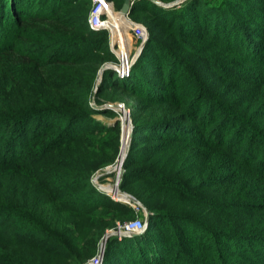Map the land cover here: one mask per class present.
<instances>
[{"label":"trees","instance_id":"obj_1","mask_svg":"<svg viewBox=\"0 0 264 264\" xmlns=\"http://www.w3.org/2000/svg\"><path fill=\"white\" fill-rule=\"evenodd\" d=\"M76 1L0 0V264H85L106 230L136 217L90 184L114 163L120 124L93 118L115 113L90 107L93 77L69 54L107 38L87 20L70 35ZM134 13L148 16V42L130 79L104 72L99 92L133 100L119 189L151 217L137 238H109L102 264H264L251 222L264 214V132L212 85L264 83V0H136ZM109 21L125 39L119 14Z\"/></svg>","mask_w":264,"mask_h":264},{"label":"rangeland","instance_id":"obj_2","mask_svg":"<svg viewBox=\"0 0 264 264\" xmlns=\"http://www.w3.org/2000/svg\"><path fill=\"white\" fill-rule=\"evenodd\" d=\"M107 1L112 3V6L114 8V13L119 14V10L121 9L119 7L121 6L122 2H124V1L123 0H113V1L107 0ZM175 1H177V0H174L170 3H173ZM186 1H183L179 5H177L176 9L181 8V6L184 5V3ZM162 3L166 4V5L170 4V3H164V2H162ZM94 5H95L94 0H77L75 2L76 7H73V9L70 10L71 14L76 15V17L73 18L74 21L70 20V21H73L72 22L73 27L71 30H69L70 32L72 31L70 34L71 36L77 37L78 35H80L79 34V27H82L86 23V20L88 21L90 11ZM247 5L250 6V3H248ZM173 8H175V7L165 8V9H173ZM125 19L128 23H130V24L133 23L134 26H137L138 28L142 29L143 33L145 34L146 37L141 39L139 36H137V34L132 29L129 28L130 30L127 29L124 32V34L126 36L125 39H119V38L117 39V36H115L114 31L109 26V24H110L109 23L110 17H109V20L107 22V24L109 26V28H108L109 31H106V34H105L107 37L106 43L99 44L96 42L93 45L99 46V47H93V48H90L88 46L89 45L88 43L87 44H80L78 49H74V50H78V51L75 52V51L71 50L72 53L70 51L69 54L70 55L73 54L71 59L73 60L74 63H77V66L75 69H78L80 77H82L84 79H88V78H90V76L93 77V85H92V91H91L92 94L90 97L91 99L88 100V103H90V107H92L94 110H105L107 108H105V109L102 108V106H104V105H116V106L122 105L124 107V109L129 113V116H130L131 109H132L134 103H133V100L131 98H129L126 94L121 93L122 90H119V88H110V89H107L106 92L100 93L101 92L99 90L100 86L98 88H96L98 74L100 72V69L105 65L108 66V69H106L104 72H106V78L107 77L110 78L109 81H113V82H115V80H120L121 82L128 81V79H130V77H131L132 68L140 60L139 57H141L140 56L141 53L139 54L138 58L136 56H137V53H138V50H139L141 44L145 40H146V43L148 42L149 36L151 34L149 26L147 24L148 16L142 15L140 13H136V14L134 13L133 16L130 17L128 15L127 18H125ZM75 21H76V23H75ZM122 22L124 24V20H122ZM75 45H77V44H75ZM145 46H146V44H145ZM81 47H86L87 50L81 49ZM82 50H83V52H82ZM124 50L127 54L125 58L128 60V64H132V65L130 66V69H129V75L125 76L124 78H120L118 68L120 66V59L122 61H124L123 60ZM119 57H120V59H119ZM241 68L248 69L250 74L254 75V77L256 76V74H258V71L256 69H254L253 67H247V66L241 65ZM103 75H104V73H103ZM103 75H102V80L104 78ZM102 80H101L100 85H102ZM213 81H215V82H212L213 87H215L213 91L215 93L220 94L219 95L220 100L224 101V102H231V104H232L231 107L233 109H235L236 111H239L242 114H248L251 112L252 114L257 115V117L254 118L253 123L257 127H259L260 129H263L262 132H264V83H262L261 86H257V87H255V84L252 83V84H249V86L246 85L245 86L246 88H240L241 87L240 84L238 85L236 81L230 82L228 80H225V82L223 84L217 79H213ZM75 89L80 90L79 85L75 86ZM97 92H99V93H97ZM66 94H68V93H66ZM95 101L103 103V105L99 106L95 103ZM96 107L100 108V109H96ZM250 107H251V109H250ZM107 110L113 111L115 113L114 119H110L108 116H104V115H93V118L95 120H97L98 122L104 123L106 125H112L116 122L120 124V126H119L120 127L119 152H118V155H117L114 163L105 167L103 170L95 172L91 176L90 184L93 185L92 180L94 179V177L99 176L100 178L97 180V183L99 185H101L102 187L103 186L113 187V188H116L119 191H121L119 189L120 185L122 183L121 176L117 177L116 173L111 172L110 169L113 168L115 166V164L117 163V161L121 158L120 153H121V149H122V145H123L122 144L123 143V137L125 135L124 133L126 132L128 122L126 120V124H125V122L123 121L124 116L122 114V111H120L119 109H115V110L107 109ZM130 120H131V117H130ZM131 122H132V120H131ZM128 135H129V132H128ZM131 143H132V140L130 142V145H131ZM129 150H130V146L128 149V153H129ZM128 153H127L126 159L128 158ZM263 157H264V150L260 153V157H259L258 161H261V159H263ZM126 159H125L124 163L126 162ZM122 170H123V168H122ZM106 172H109V173L102 176ZM89 186L86 185V187H89ZM255 187H257V185ZM241 189L242 188L240 187V185H238L236 187L235 194L242 191ZM100 192L104 195V197L105 196L110 197L105 191H103V192L100 191ZM74 193H76V192H74ZM110 198L113 199L112 197H110ZM113 200L117 201L115 199H113ZM129 205H131L130 207H132L136 213L135 219L143 220L144 214H145L143 209L137 205L136 206L133 204H129ZM146 210H147V208H146ZM246 215L247 214H245L244 216H246ZM6 216H7V214L4 213L0 219H3ZM150 217H151V214L149 212V218ZM259 217L260 218L257 219L256 221L251 220V222H253L257 225V228L255 231H257V230L260 231V229H264V214L259 215ZM13 219H15L14 221H17V222L20 221V218L17 216L14 217ZM135 219H133V220H135ZM237 220H239V216H237ZM18 224H20V223H18ZM118 225H124V224H122L120 222H116L115 226H118ZM9 231H12V229H9ZM111 231H114V230L113 229L106 230L104 235L106 233L111 232ZM261 233L264 234V230H261ZM101 240L102 239H100V241L98 243L96 255L93 258H96L99 254V248H100ZM223 245H224V243L221 245V247ZM93 258H91L88 262H90ZM87 263H85V264H87Z\"/></svg>","mask_w":264,"mask_h":264},{"label":"water","instance_id":"obj_3","mask_svg":"<svg viewBox=\"0 0 264 264\" xmlns=\"http://www.w3.org/2000/svg\"><path fill=\"white\" fill-rule=\"evenodd\" d=\"M136 0H124L123 2V5L121 7V9L119 10V14L122 15L124 18H127V16L129 15L130 13V10H131V7L133 5V3L135 2ZM159 7H163V8H172V7H176L177 5H179L181 2L183 1H186V0H177L173 3H170V4H163L162 2L158 1V0H147ZM146 44V40L141 44L139 50H138V53H137V58L139 56V54L142 52V49L144 48ZM108 69V66L105 65L103 66L101 69H100V72L98 74V77H97V85H96V88H98L100 86V83H101V80H102V75L104 73V71ZM103 109L107 108V109H122V114L124 115V117L126 118L128 124H129V127H130V130H129V135L127 137V147L125 149V152H124V155L122 154V149H121V153H120V156L121 158L117 161V163L115 164L114 166V171L118 170L120 167L123 166L124 164V161L126 159V156H127V153H128V149H129V146H130V142L133 138V129H134V126L130 120V116H129V113L124 109V107L122 105H104L102 106ZM96 109H100V108H97ZM111 172H114L110 169ZM107 173L109 172H106L104 173L102 176L106 175ZM118 177V176H117ZM100 177L99 176H96L94 177V179L92 180V184L93 186L100 190V191H104L103 190V187L101 185H99L97 183V180L99 179ZM118 194L122 195V198L126 201H124L126 204H133V205H137L139 206L140 208L143 209V211L145 212L144 214V218H143V223H146V222H149V212L146 210V208L136 199L134 198L133 196L131 195H128L126 193H123L121 191H119L118 189L114 188ZM141 234V231H131V232H125V231H122V232H119L118 230H114V231H111L109 233H106L101 242H100V248H99V254H98V258H97V262L96 264H100V262L103 261V257H104V251H105V246H106V243H107V240L111 237H116V238H122V237H129V238H137L139 235ZM87 264H95L94 261H90L88 262Z\"/></svg>","mask_w":264,"mask_h":264},{"label":"built area","instance_id":"obj_4","mask_svg":"<svg viewBox=\"0 0 264 264\" xmlns=\"http://www.w3.org/2000/svg\"><path fill=\"white\" fill-rule=\"evenodd\" d=\"M94 1H95V5L92 7L88 19L89 28L92 31H109L107 28V22L110 17V11L114 13V8L112 6V3L108 2L107 0H94ZM133 31L141 39L146 37L145 34L143 33V30L138 28L137 26L134 27ZM126 60L122 61L120 59V66L118 68L120 78H124L125 76L129 75V69L132 64H128V60L127 61ZM121 170L122 167H120L118 170L115 171L118 177L122 172ZM148 227H149V222L143 223V220L135 219L127 223H124V225H118L116 230H118L119 232L122 231L131 232L136 230V231H141L142 234ZM97 258L98 256L96 258H93L91 261H94V263L96 264L98 263ZM102 262H100V264H102Z\"/></svg>","mask_w":264,"mask_h":264},{"label":"bare ground","instance_id":"obj_5","mask_svg":"<svg viewBox=\"0 0 264 264\" xmlns=\"http://www.w3.org/2000/svg\"><path fill=\"white\" fill-rule=\"evenodd\" d=\"M119 16L121 17V19L122 20H124V23H125V27H127V28H130V29H134V25H133V23L132 24H130V23H128L127 21H126V19L122 16V15H120L119 14ZM107 28H109V26H108V24H107ZM120 75V74H119ZM122 109H120V111H121ZM124 116V115H123ZM123 121L125 122V124H126V118L125 117H123ZM128 128V129H127ZM127 128H126V132L124 133L125 135H124V137H123V145H122V154L124 155V152H125V149H126V147H127V137H128V132H129V130H130V127H129V124L127 123ZM111 170L112 171H114V167L113 168H111ZM122 171V170H121ZM115 172V171H114ZM103 190L110 196V197H112L113 199H115V200H117V201H120V202H123V203H125L126 201L122 198V195H120V194H118V192L113 188V187H105V186H103ZM125 201V202H124Z\"/></svg>","mask_w":264,"mask_h":264}]
</instances>
